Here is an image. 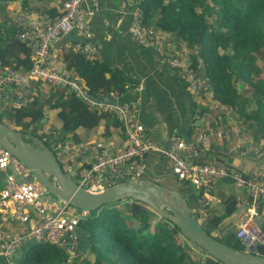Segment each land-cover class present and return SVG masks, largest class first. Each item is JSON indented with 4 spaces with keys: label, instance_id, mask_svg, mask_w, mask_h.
<instances>
[{
    "label": "trees",
    "instance_id": "trees-1",
    "mask_svg": "<svg viewBox=\"0 0 264 264\" xmlns=\"http://www.w3.org/2000/svg\"><path fill=\"white\" fill-rule=\"evenodd\" d=\"M138 6L144 25L154 26L160 35H164L165 41L173 36L180 38L184 50L191 51L190 67L201 78L210 80L209 87L220 108L216 110L226 112L222 110L223 106L232 109L240 126L249 123V129L257 127L256 141L264 144V0H139ZM175 48L183 49L178 45ZM31 54L25 43L4 38L0 33V65L3 68L26 72L32 65ZM63 63L65 69L81 79L90 95L120 97L129 92L127 82L131 80L127 74L108 67L99 57L87 59L70 49L64 54ZM175 73L183 80L177 71ZM39 85L41 83H33L29 87L18 107L0 111V119L5 117L25 134L44 139L47 136L44 133L38 136L36 124L48 125L51 116L52 124L55 123L62 133L61 142H71L70 139L80 142L79 129L96 132L104 125V137L113 136L112 127L125 141L124 147L118 144L116 148L129 145L125 125L114 116L91 109L68 89L49 87L47 97L43 98L41 91H36ZM241 87L248 94L247 102L252 108L247 109L245 103L238 102ZM203 99L209 106L207 97L203 96ZM43 119H46L45 123ZM45 144L50 146L48 141ZM179 183L182 187L195 188ZM119 203H125L124 208L109 204L79 222L78 247L81 251L90 249L94 256L92 264H197L192 248L204 254L202 264H221L190 243L171 222L160 217L153 224L152 219L158 215L146 205L136 201L128 203L127 200ZM222 205L223 214L210 218L203 227L214 226L222 236L220 241L246 252L232 230L234 222L230 221L241 208L239 201L230 195L224 197ZM68 258L64 248L35 244L27 247L16 261L18 264H68Z\"/></svg>",
    "mask_w": 264,
    "mask_h": 264
},
{
    "label": "built area",
    "instance_id": "built-area-1",
    "mask_svg": "<svg viewBox=\"0 0 264 264\" xmlns=\"http://www.w3.org/2000/svg\"><path fill=\"white\" fill-rule=\"evenodd\" d=\"M99 1L56 0L62 8L61 14L56 17H35L31 11L23 10L9 20H0V33L3 37L25 43L32 53V65L28 71L5 68L0 72V111L18 107L25 98V94L19 91L28 90L33 83H41L47 87L68 89L91 109L98 113H108L125 125L129 145L123 149H115L110 142L94 144V158L82 171L70 162L72 158L85 154L88 147L59 141L62 133L58 129L46 133L47 137L42 139L44 143H50L49 147L67 169L68 175L92 192H100L122 182L146 179V159L155 149L146 141L145 127L133 123L134 113L140 106L139 100L116 106L96 103L88 97L86 88L75 73L54 67V49L64 35L74 32L81 39L92 38V21L100 11ZM141 17L142 11L138 6L132 13L130 25L132 37L137 43L143 48L158 52L161 65L173 72L177 71L192 93H207L206 96L212 97L208 79L201 78L191 69L189 52L177 50L171 42L159 40L153 27L144 25ZM163 42L166 44L165 48ZM72 46L76 53L87 59L94 58L97 53V48L88 44L78 43ZM237 128L233 131L232 125L210 130L199 134L190 143L176 136L166 148L158 151L168 160L171 171L179 182L199 189V207L194 212L201 223L208 220V208L213 201L212 189L218 181L226 180L246 193L236 237L248 253H256V246L264 247V229L260 224L264 204V165L261 164L257 171L246 174L230 164L228 159L219 163H197L194 160L201 146L213 136L223 140L233 139L235 146L233 148L232 144V153L234 150L249 159L261 156L262 147L258 144L248 147L250 135L239 126ZM0 173L4 175L0 189V212L6 215L5 218L13 215L15 219L29 225V230L23 234L0 237V256L6 263L18 264V253L28 245L35 244L64 248L75 261L78 260L76 258H83L79 252L77 228L81 219L88 217L90 213L78 210L69 203L44 201L46 193L42 185L29 182L28 169L3 148H0ZM132 201L127 200L128 203ZM71 263L72 261L69 262Z\"/></svg>",
    "mask_w": 264,
    "mask_h": 264
},
{
    "label": "crops",
    "instance_id": "crops-1",
    "mask_svg": "<svg viewBox=\"0 0 264 264\" xmlns=\"http://www.w3.org/2000/svg\"><path fill=\"white\" fill-rule=\"evenodd\" d=\"M99 3L100 11L92 21L93 36L89 45L97 48L96 57L102 59L108 67L123 70L127 74V78L131 80L127 82L129 92L126 95L115 97L112 94V97L118 101V105H123L136 99L140 101V106L134 113L133 123L141 124L145 127L146 141L156 150H153L146 159L148 169V177L146 179L172 187L173 177H152L151 172L158 177L171 173L169 162L161 156L158 150L164 149L165 143L167 146L172 138L176 136L182 137L190 143L194 142V139L199 134L230 127L232 123L228 117L214 110L213 107H204V99L200 101L199 96L193 94L186 87L183 80L177 76V73L161 65L158 52L141 47L132 37L130 25L133 12L131 11L135 7L138 8L139 0H100ZM23 10L31 11L35 17L44 15L58 16L62 12V8L56 0H1L0 20H9ZM63 40L64 42L60 41L54 49V67L58 70L65 69L63 56L67 50L73 49V42ZM173 41L175 43L180 41L184 45L180 38L173 36ZM4 69L0 65V72ZM45 86L44 84L39 85L36 91H41L44 96L45 91H47L43 90L47 87ZM34 87L35 85L33 89H35ZM27 92L28 90L26 89L19 91L22 94ZM202 110L205 112H202ZM110 131L113 136L104 137V125L100 126L96 132L79 129L77 133L81 141L70 140L76 145L88 147V151L85 154L78 155L77 158L75 157L74 161L70 162L71 165H76L82 171L94 158V151H96L94 144L110 142L115 148L118 147V144L124 147L125 141L119 138L117 132H114V128L111 127ZM232 144L233 139L223 140L218 136H213L208 143L201 146L194 160L197 163H219L224 159H228L230 164H233L238 170L246 174L257 171L259 165H264V161H262L263 163L258 162L253 157L252 159L244 158L243 161L234 158L231 152ZM260 154L264 158V153L261 152ZM66 163L69 164V161ZM3 178V173H0V189ZM161 179L164 181L169 180L171 184L161 183ZM180 187L182 186L178 181L179 191L187 200L190 195L193 201L190 207L195 211L199 207V189L194 188L196 190L195 192L193 190V193L188 186ZM230 195L236 197L239 205H241L238 213L230 220L234 222L232 230L236 232L239 226V214L244 207L246 193L230 182L218 181L213 187V201L208 208V220L212 217H220L223 214L224 206L222 201L224 197ZM260 224L264 229V204L261 209ZM27 230H29V225L15 219L13 215L6 218L0 216V237L3 235L11 236L14 233L23 234ZM206 230L214 237L222 238L214 226L208 225ZM0 264H7L2 256H0Z\"/></svg>",
    "mask_w": 264,
    "mask_h": 264
},
{
    "label": "water",
    "instance_id": "water-1",
    "mask_svg": "<svg viewBox=\"0 0 264 264\" xmlns=\"http://www.w3.org/2000/svg\"><path fill=\"white\" fill-rule=\"evenodd\" d=\"M63 39L73 43H91V39H81L74 32L67 33ZM87 95L96 103L118 105L112 95ZM42 122L45 123L46 119ZM0 148L8 151L28 169L29 182L42 185L46 193L44 201L69 203L78 210L92 213L109 204L133 200L171 222L190 243L206 251L221 264H264V247L256 246V253L241 252L220 241L203 227L187 198L179 191L178 179L172 171L161 177L151 172L153 178L173 177L172 187L144 179L122 182L103 191L92 192L66 173L54 151L39 137L0 122Z\"/></svg>",
    "mask_w": 264,
    "mask_h": 264
},
{
    "label": "rangeland",
    "instance_id": "rangeland-1",
    "mask_svg": "<svg viewBox=\"0 0 264 264\" xmlns=\"http://www.w3.org/2000/svg\"><path fill=\"white\" fill-rule=\"evenodd\" d=\"M153 29H154V31L156 32V35H157V38L159 39V40H164L165 41V37H164V35L163 34H159V31L157 32V30H156V28L153 26ZM160 35V36H158V34ZM168 40H166L168 43L169 42H171L173 45V47H175V46H181V48H185V46L184 45H182V43H180V41L179 42H177V43H175L174 41H173V37H170V38H167ZM165 42H163V47L165 48ZM187 51L188 52H190L191 53V51L190 50H188L187 49ZM170 54V53H169ZM171 55V54H170ZM188 56H189V53H188ZM93 58V57H92ZM208 81H210V80H208ZM46 87V86H45ZM211 89V88H210ZM44 91L45 90H49V86L48 87H46V88H44L43 89ZM47 91H45V95L43 96V98H45V97H47V94H48V92ZM193 94H196V95H198L199 96V100L201 101V99L203 100V97L202 96H205V97H207V99H206V101L209 103V106L210 107H213V109L214 110H216V109H218V110H220V108L218 107V105H217V102H216V99H215V97L214 96H212V97H208V95L206 96V94H198V93H193ZM240 97H239V103H241V102H243V103H245V105H246V107H247V109H249L250 107L252 108V104L250 103V102H247L248 101V94H246V93H244V91H243V89H242V87L240 88ZM208 106V107H209ZM204 107H206V105L204 104ZM227 109V110H226ZM222 110H224V111H226V112H224L223 114L226 116V117H228V119H229V121H231V123H232V125H233V131L234 130H236V129H238L237 128V126H239L240 128H242V129H244L245 131H246V133L248 134V135H250V138H249V140H248V147H254L253 145H255V144H258L259 146H261V147H263L264 148V144L261 142V143H259V142H257L256 140H257V138H258V134H257V127H254V128H251V129H249V127H248V124L249 123H247V125L245 126H240L239 124H238V121H237V119L235 118V116H233V110L232 109H229L227 106H223L222 107ZM3 112H5V111H3ZM222 114V115H223ZM237 117V116H236ZM53 118V117H52ZM52 118L50 117L49 118V122L48 123H46V124H48V125H38V124H36V126L38 127V136L39 135H41V133L43 134H45L46 136H47V134L48 133H50V131H53V130H57V127L54 125V124H52ZM0 120H2V121H4L6 124H8V125H10V126H13L12 124H10L9 122H8V120L5 118V117H1V119ZM19 130H20V128H18ZM47 133V134H46ZM40 137V136H39ZM57 139H59V138H57ZM66 141H69V140H66ZM66 141H64V142H66ZM74 143V142H73ZM75 144V143H74ZM234 144H233V148H234ZM154 151H156V150H154ZM263 153H264V149H263ZM233 155H234V158H238L239 160H241V161H243V159L245 158V156H242L240 153H236L234 150H233ZM75 158V157H74ZM74 158H72V161H74ZM256 161H258V162H261V163H263L262 161H264V158H262V156H255V157H253ZM245 159H249V158H245ZM62 164V163H61ZM62 166H63V168L65 169V171H66V173L67 174H69L68 172H67V169L64 167V165L62 164ZM70 175V174H69ZM150 177V176H149ZM162 180V179H161ZM166 181V180H165ZM164 180H162L161 181V183H164V184H171V182L168 180V181H166L165 182ZM189 190L191 191V192H193V190H194V192H195V190L196 189H194L193 187H190L189 188ZM193 192V193H194ZM188 202H189V205H192V203H193V201H192V199L190 198V195H189V199H188ZM126 203V202H125ZM125 203H119V204H117V203H114L113 205H117V208L118 209H122V208H124V206H125ZM0 216L3 218L4 216H6L4 213H2V212H0ZM8 216V215H7ZM5 218V217H4ZM159 218H160V216H156V217H154V219H152V222H153V224H156V222L159 220ZM203 224V223H202ZM190 245V244H189ZM28 246H31V245H28ZM193 246H191V248H192ZM25 250V249H24ZM24 250H22V251H20L19 253H18V255H21L22 253H23V251ZM79 252H81V256L83 257V258H76V259H78V261H75L74 260V258H73V256L70 254V252L69 251H66V253H67V255H68V257H69V261H68V264H69V262L70 261H72V263L71 264H74L75 262L76 263H78V264H92L93 263V261H94V256H93V254H92V252L90 251V249L88 248L86 251H81L80 249H79ZM247 252V251H246ZM191 253H192V255H193V258H194V260H196V263L197 264H202V262H203V258L202 257H204V254H202V252L200 251V250H194L193 248L191 249Z\"/></svg>",
    "mask_w": 264,
    "mask_h": 264
}]
</instances>
